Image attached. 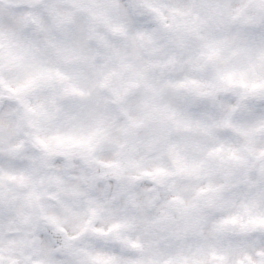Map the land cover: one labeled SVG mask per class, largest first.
I'll return each mask as SVG.
<instances>
[{
    "label": "clouds",
    "instance_id": "9594fccd",
    "mask_svg": "<svg viewBox=\"0 0 264 264\" xmlns=\"http://www.w3.org/2000/svg\"><path fill=\"white\" fill-rule=\"evenodd\" d=\"M0 264H264V0H0Z\"/></svg>",
    "mask_w": 264,
    "mask_h": 264
}]
</instances>
